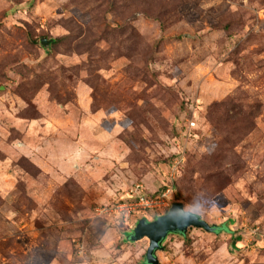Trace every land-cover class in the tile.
<instances>
[{
	"label": "rangeland",
	"instance_id": "rangeland-1",
	"mask_svg": "<svg viewBox=\"0 0 264 264\" xmlns=\"http://www.w3.org/2000/svg\"><path fill=\"white\" fill-rule=\"evenodd\" d=\"M136 185L233 220L158 264H264V0H0V264H146Z\"/></svg>",
	"mask_w": 264,
	"mask_h": 264
},
{
	"label": "water",
	"instance_id": "water-1",
	"mask_svg": "<svg viewBox=\"0 0 264 264\" xmlns=\"http://www.w3.org/2000/svg\"><path fill=\"white\" fill-rule=\"evenodd\" d=\"M46 42L42 41L44 45ZM184 205L181 201H174L169 210L157 216L154 220L147 221L141 218L127 237L129 241H138L142 238L148 240V247L145 253L146 264H158L156 250L168 233L185 234L189 227L203 229L208 232H215V225H209L198 214L181 211Z\"/></svg>",
	"mask_w": 264,
	"mask_h": 264
},
{
	"label": "built area",
	"instance_id": "built-area-1",
	"mask_svg": "<svg viewBox=\"0 0 264 264\" xmlns=\"http://www.w3.org/2000/svg\"><path fill=\"white\" fill-rule=\"evenodd\" d=\"M174 201L176 200L172 185H165L158 193L153 194L143 192L141 186L136 185L130 188L119 200L104 207H97L96 213L97 215L108 214L125 224H129L133 219L131 223L133 227L138 218H141L144 213L164 214Z\"/></svg>",
	"mask_w": 264,
	"mask_h": 264
},
{
	"label": "trees",
	"instance_id": "trees-1",
	"mask_svg": "<svg viewBox=\"0 0 264 264\" xmlns=\"http://www.w3.org/2000/svg\"><path fill=\"white\" fill-rule=\"evenodd\" d=\"M44 51L47 52L49 49V45L43 47ZM179 194L177 193V191L174 188V198L175 200H177ZM160 213H156L154 214L152 217H157L159 216ZM233 224V220L228 219L226 222H223L221 224H218L217 226L215 225V233L217 232H226V233H230L232 237L236 236V231L231 229V225ZM181 235V234H180ZM181 236L185 237V234H182Z\"/></svg>",
	"mask_w": 264,
	"mask_h": 264
},
{
	"label": "clouds",
	"instance_id": "clouds-1",
	"mask_svg": "<svg viewBox=\"0 0 264 264\" xmlns=\"http://www.w3.org/2000/svg\"><path fill=\"white\" fill-rule=\"evenodd\" d=\"M181 211L188 212V211H191V209H189V208H184V209H182Z\"/></svg>",
	"mask_w": 264,
	"mask_h": 264
}]
</instances>
